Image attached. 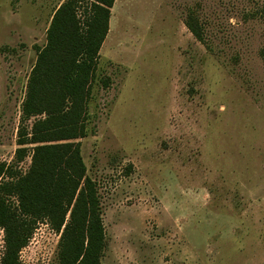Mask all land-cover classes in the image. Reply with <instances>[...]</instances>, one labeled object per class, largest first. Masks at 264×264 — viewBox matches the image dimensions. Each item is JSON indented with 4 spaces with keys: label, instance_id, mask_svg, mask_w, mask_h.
<instances>
[{
    "label": "rangeland",
    "instance_id": "rangeland-1",
    "mask_svg": "<svg viewBox=\"0 0 264 264\" xmlns=\"http://www.w3.org/2000/svg\"><path fill=\"white\" fill-rule=\"evenodd\" d=\"M65 1L0 0V164L15 163L29 78ZM263 47L264 0L115 1L77 141L101 198V264H264ZM59 240L39 224L21 264H56Z\"/></svg>",
    "mask_w": 264,
    "mask_h": 264
},
{
    "label": "trees",
    "instance_id": "trees-1",
    "mask_svg": "<svg viewBox=\"0 0 264 264\" xmlns=\"http://www.w3.org/2000/svg\"><path fill=\"white\" fill-rule=\"evenodd\" d=\"M115 1L66 0L52 17L46 45L38 49L15 163L0 164L1 264H21L20 254L41 223L60 237L56 264L102 263L107 240L101 198L77 141L87 137L91 88ZM186 25L202 41L195 20ZM29 153L31 165L23 173L19 164Z\"/></svg>",
    "mask_w": 264,
    "mask_h": 264
}]
</instances>
